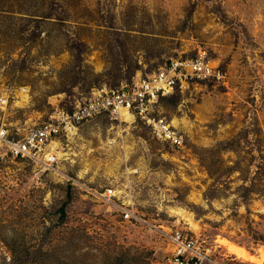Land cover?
<instances>
[{
    "label": "rangeland",
    "instance_id": "rangeland-1",
    "mask_svg": "<svg viewBox=\"0 0 264 264\" xmlns=\"http://www.w3.org/2000/svg\"><path fill=\"white\" fill-rule=\"evenodd\" d=\"M200 49L224 77L158 106L183 148L131 112L102 114L63 140L53 169L2 165L0 264H167L176 228L214 246L208 264H264L220 244L264 251V0H0V116L26 130Z\"/></svg>",
    "mask_w": 264,
    "mask_h": 264
},
{
    "label": "built area",
    "instance_id": "built-area-1",
    "mask_svg": "<svg viewBox=\"0 0 264 264\" xmlns=\"http://www.w3.org/2000/svg\"><path fill=\"white\" fill-rule=\"evenodd\" d=\"M223 77L219 65L213 62L206 50L200 49L194 57H174L157 71L131 83H122L118 87L107 84L95 87L90 97L79 101L71 110L58 107L51 119L26 130L13 129L0 116V169L9 160L21 159L51 170L63 158V140L76 133L80 125L102 114L115 116L122 110L140 118L160 141L183 148L186 133L160 112L161 97L184 88L191 80H221ZM24 88H21L20 95L15 94L14 97L22 100V94H28ZM9 98V95H2L0 104L7 106ZM112 195L113 189L109 188L102 196L111 201ZM123 212L126 219L135 218L128 209ZM169 239L174 248L166 256L167 264L212 263L214 246L208 247L206 239L200 234L176 228L169 233Z\"/></svg>",
    "mask_w": 264,
    "mask_h": 264
},
{
    "label": "bare ground",
    "instance_id": "bare-ground-1",
    "mask_svg": "<svg viewBox=\"0 0 264 264\" xmlns=\"http://www.w3.org/2000/svg\"><path fill=\"white\" fill-rule=\"evenodd\" d=\"M24 91H27V89L24 88ZM22 96L25 97L22 98V100L26 101L28 94L23 93ZM121 115L124 116L125 118H131V115L127 110H122ZM220 244L223 245L229 253L245 261L260 263L264 258V251H261L260 254L253 253L250 250H248L246 247L242 245H238L226 238H221Z\"/></svg>",
    "mask_w": 264,
    "mask_h": 264
},
{
    "label": "trees",
    "instance_id": "trees-1",
    "mask_svg": "<svg viewBox=\"0 0 264 264\" xmlns=\"http://www.w3.org/2000/svg\"><path fill=\"white\" fill-rule=\"evenodd\" d=\"M65 208V207H64ZM62 209V211H63V215H64V212H65V209ZM11 248V250L14 252V255H15V249L13 248V247H10Z\"/></svg>",
    "mask_w": 264,
    "mask_h": 264
}]
</instances>
